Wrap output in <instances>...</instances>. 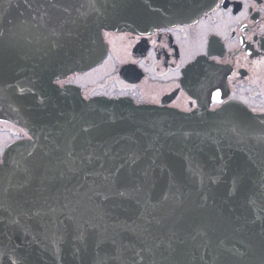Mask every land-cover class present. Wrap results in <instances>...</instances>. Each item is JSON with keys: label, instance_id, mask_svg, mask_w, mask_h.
<instances>
[{"label": "water", "instance_id": "95a60500", "mask_svg": "<svg viewBox=\"0 0 264 264\" xmlns=\"http://www.w3.org/2000/svg\"><path fill=\"white\" fill-rule=\"evenodd\" d=\"M219 0H0V264H264V113L86 99L57 80L103 31L196 20Z\"/></svg>", "mask_w": 264, "mask_h": 264}, {"label": "flooded vegetation", "instance_id": "af4514ba", "mask_svg": "<svg viewBox=\"0 0 264 264\" xmlns=\"http://www.w3.org/2000/svg\"><path fill=\"white\" fill-rule=\"evenodd\" d=\"M103 36V60L57 84L87 99L126 98L183 112L233 102L264 112V0H219L194 21ZM27 137L0 120V162L10 144Z\"/></svg>", "mask_w": 264, "mask_h": 264}]
</instances>
